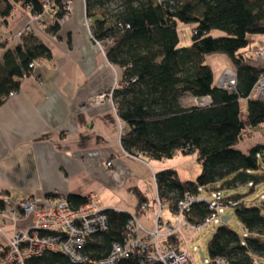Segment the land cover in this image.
<instances>
[{
	"label": "trees",
	"instance_id": "trees-1",
	"mask_svg": "<svg viewBox=\"0 0 264 264\" xmlns=\"http://www.w3.org/2000/svg\"><path fill=\"white\" fill-rule=\"evenodd\" d=\"M58 8L57 20L66 13L61 0H13L41 16L46 2ZM92 37L104 44L107 60L123 70L112 100L125 130L121 136L124 151L165 160L176 154H194L201 165L195 180H182L174 169L156 173L158 196L174 210L187 194L200 195L204 187L223 183L227 189L260 185L254 172L264 162V146L243 153L235 146L246 130L264 131V101L248 99L263 68L248 64L247 53L255 37L264 36V0H85ZM0 15L10 16L13 4L0 0ZM195 23L191 44L180 46L178 23ZM58 22L52 31L58 29ZM221 31L223 36L212 35ZM5 45L0 42V48ZM227 55L237 72L236 91L229 93L215 83L206 58ZM50 49L31 32L21 43L7 50L0 62V106L21 88L22 80L33 70L31 64L51 59ZM210 97L208 106H184L181 98ZM248 101V117L241 119V101ZM138 212L147 202L135 189ZM6 191L0 192V212ZM242 196L217 200L231 207L248 232L242 240L226 224L219 226L209 243L212 260L226 258L231 264H264V202L250 206ZM78 207L86 197L69 195ZM140 211V212H139ZM108 230L89 239L94 260L106 256L113 243L122 242L131 214L106 209ZM213 212L207 204H195L187 220L201 224ZM175 242L177 238L174 239ZM28 264H74L62 252L32 258ZM124 264H136L129 261Z\"/></svg>",
	"mask_w": 264,
	"mask_h": 264
},
{
	"label": "crops",
	"instance_id": "crops-1",
	"mask_svg": "<svg viewBox=\"0 0 264 264\" xmlns=\"http://www.w3.org/2000/svg\"><path fill=\"white\" fill-rule=\"evenodd\" d=\"M9 1L13 4L12 13L5 18L0 15V39L5 45L0 48V62L7 50L21 43L18 33L27 25L50 49L52 58L38 61L32 73L22 80L20 90L0 106V192L9 193L3 198L5 203L53 193L66 197L93 194L103 209L135 215L138 189L151 210L139 211L137 217L151 231L159 197L156 173L174 169L182 180L192 181L196 178L183 176L192 173V167L186 161L168 168L165 160L126 153L121 145L125 127L114 101L108 96L99 105L90 104L92 98L118 85L123 70L111 65L104 47L94 41L85 0H61L71 9L60 20L54 6L37 16L21 3ZM56 22L58 29L52 31ZM255 50L247 56V62L259 68L261 60ZM188 98L193 100L188 106L195 105L194 97L183 96ZM243 101L248 107V101ZM242 117L247 118L248 111L244 110ZM254 132L245 131L236 146L239 151L245 153L252 147ZM259 132L264 135L262 130ZM164 203L167 202L162 200L158 215L162 222H170L162 217ZM26 223L15 224L6 234ZM176 238L179 244V236ZM2 241L5 235L0 234V246H5Z\"/></svg>",
	"mask_w": 264,
	"mask_h": 264
},
{
	"label": "built area",
	"instance_id": "built-area-1",
	"mask_svg": "<svg viewBox=\"0 0 264 264\" xmlns=\"http://www.w3.org/2000/svg\"><path fill=\"white\" fill-rule=\"evenodd\" d=\"M46 5L47 8L51 7L49 1ZM64 8L66 12L71 9L68 4H64ZM88 23L90 25L89 20ZM31 31L32 26L27 25L18 33V37L22 38ZM262 38L264 40V36ZM0 42H3L2 39ZM98 44L104 47V44ZM103 51L105 53L104 48ZM258 56L264 64V52L258 51ZM34 66L35 64H31L30 67ZM237 78L235 70L225 69L218 86L233 93L236 91ZM115 88L92 98L90 104L99 105L108 96L112 99ZM248 99L264 101V67ZM210 103V97L195 98L197 106H208ZM195 204H207L213 212L199 225L187 220ZM156 205L159 208L162 206L159 197ZM220 207L223 206L219 202L207 201L201 194L187 193L177 203L175 209L171 210L176 223L162 222L158 215L151 231L143 227L136 215H131L122 242L113 243L106 256L94 260L90 257L88 249L89 239L108 230V219L105 209L100 206L93 194L88 195L86 203L78 207H75L68 197L56 193L42 198H28L20 203L7 202L1 211L4 218L14 224L31 219V224L14 229L10 236L0 226V234L5 235L7 240L5 246H0V264H28L32 258L57 252L65 254L74 264H124L129 261L136 264H191L189 254L182 250L174 239L183 228L191 231L205 229L216 218ZM140 209L150 211L151 207L148 202H144ZM255 263L259 264L257 261ZM211 264L231 263L226 258L217 257Z\"/></svg>",
	"mask_w": 264,
	"mask_h": 264
},
{
	"label": "rangeland",
	"instance_id": "rangeland-1",
	"mask_svg": "<svg viewBox=\"0 0 264 264\" xmlns=\"http://www.w3.org/2000/svg\"><path fill=\"white\" fill-rule=\"evenodd\" d=\"M194 28H195V23H184V22L178 23V32L180 36V46L181 47H187L191 44ZM212 35L219 37V36H223L224 33L216 30L212 32ZM255 48H256L255 54H257V56H258V51L264 52V40L262 37H258L257 41H254V43L251 45L247 53L248 57H250L249 55H251L252 50ZM206 63L209 64L213 70L214 79H215L216 84H218V81L225 69H232L227 55L223 53H216V54L207 56ZM261 65H262L261 68H263L264 64L262 61H261ZM182 99L183 97L181 98L182 105L188 106L190 104H193V100L191 98L183 99V100ZM247 108H248L247 102L242 101L241 119H243L242 121L244 122H246L247 118L244 119L242 115H243L244 110L245 112H247ZM252 143L253 145L251 148H249L250 150L256 146H264V135L260 133L259 131H255L254 138L252 139ZM236 146H235V149H237ZM249 149L245 151V153H248L250 151ZM186 161L188 162L189 167L190 166L192 167V171H191L192 173L184 174L183 176L189 175L191 179L197 178V176H199L200 171H201V165L199 161L197 160L196 155L194 154L193 155L192 154H188V155L178 154L177 155L176 154L172 158L165 159V163L168 168L175 167L177 166V164L184 163ZM260 163H261L260 169L258 171H255L254 174L257 177H262L263 181L260 185L254 187L253 190L251 189V184L247 186H241L238 188H234V189H227L223 187V183L220 182L214 185L204 187L201 190L200 194L207 201H210L212 203H215L217 200H224V199H228L234 196H242L245 198V201L247 202L248 205L261 206L262 203L264 202V162L262 161L261 157H260ZM132 212L135 213V208L132 210ZM158 212H159V207L156 205L155 218L157 217ZM229 216H231V218L225 224L232 231L237 233L242 240H244V238L248 236V232L245 230L243 225L238 220L237 216L234 214L233 209L229 207H220L217 210L216 218L213 220L211 224H209L203 230L191 231L185 228L180 230L178 234L179 239H180L179 245L182 250L186 251L189 254L191 264H211L212 258H211L210 251H209V243L211 239L213 238L217 228L224 223L223 218L229 217ZM162 217L163 219L170 221L172 224L176 223V220L172 217V212L169 208L168 203H164ZM26 222H27L26 226L30 225L31 219H29ZM14 225L15 224L11 220L4 218L2 213L0 214V226L4 228L5 233H7L9 231L8 229L13 227ZM10 235L11 234H9V236ZM3 243L4 244L7 243L6 238Z\"/></svg>",
	"mask_w": 264,
	"mask_h": 264
},
{
	"label": "water",
	"instance_id": "water-1",
	"mask_svg": "<svg viewBox=\"0 0 264 264\" xmlns=\"http://www.w3.org/2000/svg\"><path fill=\"white\" fill-rule=\"evenodd\" d=\"M226 218H229V219H230L231 216H229V217H224V218H223L224 223H227V219H226Z\"/></svg>",
	"mask_w": 264,
	"mask_h": 264
}]
</instances>
